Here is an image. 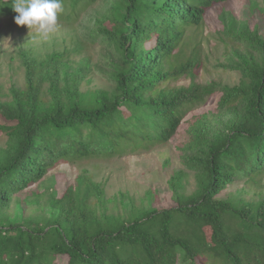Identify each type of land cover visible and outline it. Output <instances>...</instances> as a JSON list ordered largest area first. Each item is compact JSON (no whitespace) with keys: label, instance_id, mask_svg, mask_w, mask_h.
<instances>
[{"label":"trees","instance_id":"16d2710c","mask_svg":"<svg viewBox=\"0 0 264 264\" xmlns=\"http://www.w3.org/2000/svg\"><path fill=\"white\" fill-rule=\"evenodd\" d=\"M91 1L62 0L63 17ZM224 1L113 2L93 34L117 55L112 90L81 89L87 59L75 67L65 51L36 57L21 50L26 87L12 86L11 98H0V131L8 136L0 148V264H264V197L224 195L230 183L264 171V36L248 26L225 30L249 49L235 64L242 78L234 85L196 82L198 50L170 63L187 28ZM12 3L0 0V14L15 12ZM187 75L193 81L187 87L163 86ZM217 90L227 116L190 127L185 168L169 179L170 199L160 201L148 190L141 206L128 199L125 216L107 214L100 212L107 201L100 183L60 175L46 204L51 218L34 215L31 227L6 212L14 193L60 160L105 158L130 144L167 141L180 124V109ZM187 170L196 177L191 193ZM119 199L125 205L124 193ZM146 200L155 205L144 209Z\"/></svg>","mask_w":264,"mask_h":264},{"label":"rangeland","instance_id":"374dc122","mask_svg":"<svg viewBox=\"0 0 264 264\" xmlns=\"http://www.w3.org/2000/svg\"><path fill=\"white\" fill-rule=\"evenodd\" d=\"M116 0H94L77 13L58 17V27L47 37L37 35L35 29L15 23L16 12L0 14V98H11L10 88L26 87L25 68L21 50L36 57H44L53 51H65L72 66L89 60V70L84 77L81 89H114L112 70L117 61L114 48L94 36L97 19L108 14L110 6ZM69 9V8H68ZM264 0H226L211 7L198 26L187 28L179 46L175 49L170 63L178 65L198 50L200 67L194 79L203 85L217 82L222 85H234L242 78L235 67L248 48L229 37L225 30L229 27H249L258 29L264 36ZM70 13V10H67ZM171 65V66H172ZM190 75L178 80H169L163 86L187 87L191 85ZM221 90H217L201 101L186 104L180 109V124L176 132L167 141L153 142L148 147L135 149L131 144L122 153L105 158H88L78 161L60 160L39 181L14 193L6 212L11 216L23 218L26 225L34 227L37 217H50L46 207L48 198L56 190L57 178L62 175L74 182L79 175H87L100 183L107 201L100 212L125 216L130 209L128 199L141 206V199L148 190H153L160 201L170 199L169 186L171 175L185 168L184 155L190 139V127L195 121L205 119L213 123L227 116V108L219 107ZM8 136L0 131V148L7 146ZM184 179L186 192L191 193L197 187L194 171L187 170ZM124 193L125 205L119 194ZM225 196L242 197L247 201H259L264 197V171L237 179L230 183ZM155 202L147 201L144 209L152 208ZM36 217V218H37ZM51 218V217H50Z\"/></svg>","mask_w":264,"mask_h":264},{"label":"clouds","instance_id":"9594fccd","mask_svg":"<svg viewBox=\"0 0 264 264\" xmlns=\"http://www.w3.org/2000/svg\"><path fill=\"white\" fill-rule=\"evenodd\" d=\"M15 23L27 25L30 33L33 29L37 35H47L58 27V17L63 12L62 0H13Z\"/></svg>","mask_w":264,"mask_h":264}]
</instances>
